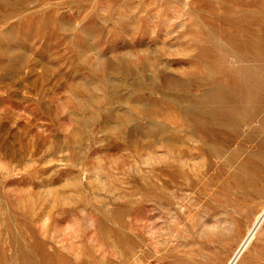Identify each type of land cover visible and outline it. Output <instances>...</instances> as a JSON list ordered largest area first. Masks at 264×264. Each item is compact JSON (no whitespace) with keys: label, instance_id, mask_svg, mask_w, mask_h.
I'll list each match as a JSON object with an SVG mask.
<instances>
[{"label":"rangeland","instance_id":"obj_1","mask_svg":"<svg viewBox=\"0 0 264 264\" xmlns=\"http://www.w3.org/2000/svg\"><path fill=\"white\" fill-rule=\"evenodd\" d=\"M242 72L250 107L264 0H0V264H229L264 207V101L236 130L193 115Z\"/></svg>","mask_w":264,"mask_h":264},{"label":"bare ground","instance_id":"obj_2","mask_svg":"<svg viewBox=\"0 0 264 264\" xmlns=\"http://www.w3.org/2000/svg\"><path fill=\"white\" fill-rule=\"evenodd\" d=\"M245 44H239L237 48V53L244 54ZM243 72L239 77H230L227 81V85L221 91L220 98H223V102L220 103L219 106L211 105L210 109L204 113L203 115H199L195 113L193 115V119L196 120L199 118V121L204 119V122L207 126L202 127V130L205 133L212 134L214 129L209 128L208 125L216 122L218 126L220 125L224 129H238L241 126L250 124V120L258 109V104L264 101V82L260 79V76L253 75V82L250 84L251 91L255 93L256 99L253 101V104L248 107L245 102L249 100L245 99L246 89L242 86L241 78H243ZM235 88L237 91H242L243 96L238 98L237 96H233L229 90ZM224 112V113H222ZM252 121V120H251ZM262 147L264 148V142H262ZM264 226V207H260L250 228L248 229V233L246 234L244 241L242 242L238 252L235 257L230 260L229 264H238L243 258L245 252L248 250L260 230Z\"/></svg>","mask_w":264,"mask_h":264}]
</instances>
